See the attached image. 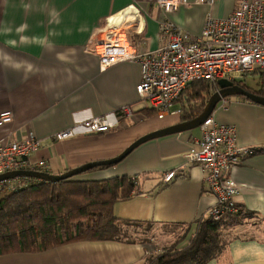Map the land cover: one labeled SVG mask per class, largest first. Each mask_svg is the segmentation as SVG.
Listing matches in <instances>:
<instances>
[{"label":"crops","instance_id":"0c3cea01","mask_svg":"<svg viewBox=\"0 0 264 264\" xmlns=\"http://www.w3.org/2000/svg\"><path fill=\"white\" fill-rule=\"evenodd\" d=\"M189 2L190 6L166 13L156 0H0V113L13 114L11 122L0 128V138L24 141L33 135L41 148L31 159L44 160L49 174L61 175L113 159L141 137L181 123L176 113L180 102L160 119L139 96V63L121 62L103 72L92 48L109 18L114 16V22L126 13L136 17L132 7L139 11L140 23L128 38L138 52H152L168 43L160 32L162 21L198 36L208 14L224 18L237 8L236 0H216L211 7ZM123 107H131L136 115L119 119ZM100 116L107 118L108 132L84 131L83 122ZM212 116L219 124L237 128L240 146L259 152L231 172L241 186L242 215L237 216L241 223L228 228L232 236L224 251L205 264H264V106L234 96L219 104ZM66 130L73 135L55 139ZM200 137L198 128L155 139L119 164L79 177L127 176L134 182L130 197L113 207L114 216L124 224L119 238L74 241L39 252L16 251L0 255V264H149L150 246L139 236L142 225L156 230L180 228L179 247L187 245L216 203L202 167L186 157ZM172 171L175 177L165 182V174Z\"/></svg>","mask_w":264,"mask_h":264},{"label":"built area","instance_id":"2783aa9c","mask_svg":"<svg viewBox=\"0 0 264 264\" xmlns=\"http://www.w3.org/2000/svg\"><path fill=\"white\" fill-rule=\"evenodd\" d=\"M216 0H195L193 4L214 6ZM166 13L175 12L180 6H190L189 0H156ZM237 8L224 18L208 14L201 35L184 32L168 21L160 24L161 34L168 43L152 52H138L128 38V33L138 29L139 11L136 17L122 18L118 22L107 20L105 28L94 39L93 52L99 57L101 71L121 62H137L141 65V82L137 86L139 96L150 103L158 118L171 114L182 94L194 82L210 84L213 93L218 91L222 79L234 84L245 81L248 75L264 74V0H236ZM226 100V99H225ZM225 102V101H224ZM181 115V109L176 112ZM136 114L131 107L119 111V119H130ZM13 114L0 113V128L11 122ZM89 133L108 132L106 117H94L82 124ZM201 137L195 139L187 153L190 163L198 164L205 173V182L216 203L207 218L220 222L227 217H237L241 212L239 198L241 186L231 177L232 170L247 158L259 152V148L240 146L237 128L219 124L211 116L200 127ZM73 135L66 130L55 135L64 140ZM41 148V142L30 135L24 141L0 138V176L17 171L48 173L44 160L34 162L31 157ZM176 172H168L165 182H171ZM23 178L0 182L1 190L13 189ZM136 177L133 179L135 180Z\"/></svg>","mask_w":264,"mask_h":264},{"label":"trees","instance_id":"16d2710c","mask_svg":"<svg viewBox=\"0 0 264 264\" xmlns=\"http://www.w3.org/2000/svg\"><path fill=\"white\" fill-rule=\"evenodd\" d=\"M261 81L258 91L247 89L264 97V74ZM244 83L239 84L247 87ZM212 93L210 84L192 83L178 101L181 121L195 119ZM151 111L156 114L154 109ZM77 178L56 183L22 179L13 189H0V255L39 252L74 241L119 238L124 224L114 216L113 207L130 197L134 182L127 176L104 180ZM241 213L242 210L239 216ZM240 223L238 217H227L220 222L208 217L199 223L187 245L179 247L181 242H177L152 258L150 264H205L217 258L227 246L228 241L224 248L220 246L221 230Z\"/></svg>","mask_w":264,"mask_h":264},{"label":"water","instance_id":"95a60500","mask_svg":"<svg viewBox=\"0 0 264 264\" xmlns=\"http://www.w3.org/2000/svg\"><path fill=\"white\" fill-rule=\"evenodd\" d=\"M219 89L213 93L208 99L202 112L193 120L181 122L179 124L170 126L168 128L152 132L146 136L141 137L133 144H131L123 153L119 156L104 161H97L85 164L79 168L69 170L61 175H52L44 172L35 171H17L11 172L0 176V182L4 180L16 179L19 177L23 178H33L37 180H42L46 182H60L64 180H69L91 170L104 166H114L121 163L125 158H127L135 149L139 146L162 137L175 135L183 132L193 131L198 129L206 120H208L216 111L219 104L223 103L225 99L240 96L248 99L249 101L264 106V97L250 92L246 87L239 86L233 82L222 79L218 82Z\"/></svg>","mask_w":264,"mask_h":264},{"label":"rangeland","instance_id":"374dc122","mask_svg":"<svg viewBox=\"0 0 264 264\" xmlns=\"http://www.w3.org/2000/svg\"><path fill=\"white\" fill-rule=\"evenodd\" d=\"M244 84H245V86H247L246 88H248L249 90L251 88L253 91H256V90L258 91L260 89V87L262 86L261 75L260 74L248 75L245 78ZM198 101H199V99H198ZM102 170H104V169H102ZM82 175H79V176H77L78 178L77 177L76 178L79 179V177ZM140 230H141V233L139 236L144 238L143 240L145 242H147V244L150 246L147 249V252H148L147 253V259H148L149 264H150V260L152 258H156L158 255H160L162 250H164V248H166V247L170 248V247H172V244L174 242H179L180 238H181L180 235L183 233V230L180 228L169 229V230L159 228L158 230H156L153 228V226L151 227L150 225H142ZM128 232L129 231L127 230V233ZM166 233H168V236L165 237ZM220 233H221L220 246H222V248H224L223 246H225L227 241L230 239V236H232V231L229 229H222ZM156 238H158V239L156 240Z\"/></svg>","mask_w":264,"mask_h":264},{"label":"bare ground","instance_id":"6f19581e","mask_svg":"<svg viewBox=\"0 0 264 264\" xmlns=\"http://www.w3.org/2000/svg\"><path fill=\"white\" fill-rule=\"evenodd\" d=\"M130 18V20H133V18H134V14H132V13H126V14H124L123 16H121V17H118L119 19L118 20H116V21H114V22H118V21H120L122 18ZM112 22V21H111Z\"/></svg>","mask_w":264,"mask_h":264},{"label":"flooded vegetation","instance_id":"af4514ba","mask_svg":"<svg viewBox=\"0 0 264 264\" xmlns=\"http://www.w3.org/2000/svg\"><path fill=\"white\" fill-rule=\"evenodd\" d=\"M237 85H239V86H240V84H237Z\"/></svg>","mask_w":264,"mask_h":264}]
</instances>
